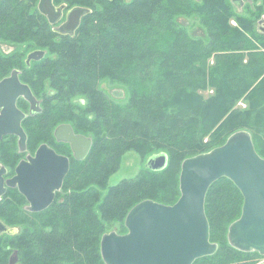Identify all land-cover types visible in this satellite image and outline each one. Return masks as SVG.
<instances>
[{
	"label": "trees",
	"instance_id": "trees-1",
	"mask_svg": "<svg viewBox=\"0 0 264 264\" xmlns=\"http://www.w3.org/2000/svg\"><path fill=\"white\" fill-rule=\"evenodd\" d=\"M191 6L206 17L207 39L189 36L176 19ZM257 32L249 15L217 2L199 7L187 0L103 3L81 19L74 34L58 35L33 18L0 17V35L46 48L31 66L24 62L21 75L41 100V111L27 118L31 140H56L53 128L62 122L92 137L89 153L72 157L59 198L42 210H12L15 216L7 221L20 223L19 231L3 236L11 238L20 259L25 264H107L102 235L116 221L126 232L121 229L125 217L142 199L174 203L186 157L224 143L239 129L251 132L264 157V33ZM102 78L125 86L126 97L107 94ZM241 98L246 107L237 105ZM46 131L51 133L47 139ZM127 150L143 157L164 151L168 162L110 184ZM243 200L226 176L209 186L205 210L218 249L193 264H250L264 256L228 240L229 224L241 214ZM20 215H37L36 221L24 224Z\"/></svg>",
	"mask_w": 264,
	"mask_h": 264
},
{
	"label": "water",
	"instance_id": "water-1",
	"mask_svg": "<svg viewBox=\"0 0 264 264\" xmlns=\"http://www.w3.org/2000/svg\"><path fill=\"white\" fill-rule=\"evenodd\" d=\"M84 12V8H76L62 30L78 27ZM45 53V49H33L26 61L39 60ZM19 96L30 101L32 114L41 111L30 84L23 82L14 69L0 80V140L6 133L17 134L19 147L24 150L27 135L21 122L25 113L17 105ZM54 134L57 140L70 143L77 159H83L92 146V138L76 132L69 122L58 124ZM167 162L168 154L162 151L149 155L146 165L162 169ZM69 168V156L43 142L34 154L18 163L15 176L8 181L11 185L18 183L30 208L38 211L53 202ZM3 171L0 168V194L5 190ZM224 176L238 186L244 197L241 214L229 224V242L240 250L264 255V157L256 150L251 132L239 129L224 143L182 161L181 194L174 203L145 198L134 204L125 217L126 232L111 230L102 235L103 260L107 264H193L195 259L215 253L218 243L210 239L205 199L209 186ZM3 231L14 232L15 228L0 223V233ZM16 260L17 255H12L10 264Z\"/></svg>",
	"mask_w": 264,
	"mask_h": 264
},
{
	"label": "flooded vegetation",
	"instance_id": "flooded-vegetation-1",
	"mask_svg": "<svg viewBox=\"0 0 264 264\" xmlns=\"http://www.w3.org/2000/svg\"><path fill=\"white\" fill-rule=\"evenodd\" d=\"M136 1H138V0H0V17L13 18L15 16H19V17L28 18V19L33 18V19H37L40 21H45V23L50 25L52 30L54 32H56L58 35L74 34L78 27H75L73 29L69 28V30H67V31H63L62 28L64 27L63 25L65 24L68 17L72 14V12L76 8L81 7V8H84L86 10V12H84L83 15L81 16V19H83L84 17L91 15L93 12L99 10L103 3H106V4H111L113 2L132 3V2H136ZM187 1L190 4L192 3V4L197 5L199 7L204 3L217 2V3H221L222 5H224V7H226V9L232 8L236 13H240V14L243 13L242 11L244 9H246L247 10L246 14L255 20L256 30L260 33H264V0H187ZM47 2L49 4H47ZM44 9H46V10H44ZM4 10H7V14H5L3 16L2 12H6ZM201 16H202V14H201ZM50 18L55 19V21L54 22L50 21ZM10 45H12V44H10ZM10 45H0V50L1 51L3 50L2 52L7 54V55L12 54L16 49L13 45L9 49ZM6 46L8 48H6ZM37 48H41V49L46 50V48L42 47V46H34V47H31V49L30 48H28V49H29V51H31V50L37 49ZM19 49L25 51L24 49H26V48H24V49L19 48ZM28 49H26V50H28ZM26 58H27V55L23 56L22 59L18 62L19 63V64H17L18 66L13 67L9 73L1 75L0 80L3 79L4 77L10 75L14 69H17L20 79L23 82H27L21 76L22 73L24 72V70L26 69L25 66H23L24 62L26 64V66L28 67V66H31L33 64L35 59H31V61L28 63L26 61ZM37 98L39 99L38 96H37ZM23 100L26 103L29 102L28 107L26 105L22 104ZM39 101H40V105H41V100L39 99ZM17 105L25 113V117L22 119L21 124L23 126V129H24L26 135H27L26 147L24 150L20 149V147H19L20 136L17 134H14V133H6L2 136V139L0 140V149L6 141L9 140V141L13 142L14 140H12V138L15 139V142H13V143L17 147V150H16L17 152L13 151L12 155H11L12 156L11 158H15V157L17 158V160H15V164L13 166L8 165L4 161V159H2L0 157V168H4V171L2 172V177H3V186L5 188L3 193L0 194V223H3L4 225H7L9 227L15 228L14 232L3 231L2 233H0V236L6 234V232L9 234H13V233H16L17 231H19L20 223L14 222V224H12V223H9L7 221V219L9 217L15 216V214L13 213L12 210H15L16 212H23L26 210H31V208H30L31 203L27 199L25 194H23L20 191L18 183L15 185H11L8 180L15 176L16 167H17L18 163L22 159H28V156L31 154H34L37 147L41 143H43V142H40L34 151H28L25 154V151L30 149V144L28 143V141L31 140L30 139L31 138L30 137L31 131H30V126H26V125L30 124V122H29V120H27V118L30 115H32L31 103L24 96H19L17 99ZM86 135H88V134H86ZM54 136H55V134H54ZM56 141L63 143V141H59V140H57V138H56ZM44 142H46V141H44ZM57 142L55 143L56 145L50 144L48 142L47 143L50 144L52 147H54L59 153H63V154L68 155L70 158V164H71L72 155L74 156L73 150H71L72 154H70L68 152L67 153L62 152L58 149ZM61 188L59 190H61ZM59 190L56 191L55 198L58 196L57 193L59 192ZM55 198H54V200H55ZM11 249H13L12 253L8 252V257H7L8 259H7V262L5 264H10V259H11L12 255H17V260L14 262V264H18V263L25 264V262L20 259L18 248L11 245L10 250Z\"/></svg>",
	"mask_w": 264,
	"mask_h": 264
},
{
	"label": "rangeland",
	"instance_id": "rangeland-1",
	"mask_svg": "<svg viewBox=\"0 0 264 264\" xmlns=\"http://www.w3.org/2000/svg\"><path fill=\"white\" fill-rule=\"evenodd\" d=\"M196 8H197L196 6H191L187 10H184L183 12L178 13L176 15V19L186 29V32L189 34V36L201 37V38L207 39L208 33H207V27H206L207 23L205 22L206 17L203 15L201 16V13L198 12ZM246 11L247 10L244 9L242 11L243 12L242 15H247ZM230 23L232 25H235V26H237V24H238L236 18H231ZM258 35H263V34L258 33ZM10 44H12L16 49L12 54L7 55V54L2 52L3 50L2 51L0 50V55H1V57H0V76L3 74L9 73L13 67L18 66L17 63L20 61V58L23 56H26L27 53L29 52L28 48L31 49V47H34V45H35L32 43H31V45H28L26 40H15V39H12L11 37H3L2 35H0V45H10ZM12 45L9 46V49L12 47ZM6 48H8V47L6 46ZM19 48H21V49L26 48L28 50L24 49L25 51H23V50H20ZM260 50H262V48H260ZM210 62H213V58L210 59ZM48 82L49 81L46 78L45 79V87L47 90H50ZM100 85L103 88V90L112 97H115L117 99H124L126 97V94H127L126 87L117 83V82H112L109 78H102L100 80ZM212 90L213 89H209V90H206L204 92L207 95V93L212 92ZM79 99H81V98H79ZM22 104L26 105L27 107L29 106V102L26 103L24 100L22 101ZM237 105L242 106V107H246L247 102L241 98L238 101ZM26 126H30V128H31V124L26 125ZM55 127L53 128V135H54ZM49 137H51V133H50V131L49 132L46 131L45 138L47 139ZM43 139L44 138H41V139L38 138V139H36V141L29 140L28 143L30 144V149L25 151V154L28 151H34L36 149L37 145L40 143L39 141L42 142ZM12 140H14L13 142H15V139L12 138ZM13 142L9 141V140L6 141L0 149V157L2 159H4V161L10 166H13L15 164V160H17L16 157L11 158L12 152L15 151V145ZM56 142L57 141L55 139L54 140L51 139V142H49V143L56 145L55 144ZM32 144H33V146L34 145H36V146L33 147ZM57 144H58L57 147L60 151L66 152V153L68 152V153L72 154V152H71L72 149H71L69 142L63 141V143L57 142ZM148 156L149 155L143 157L136 150L125 151L121 157L120 166L114 173L111 174V176L109 178V183L110 184H116L121 179H123L125 177L135 176L139 171H141L145 167H148L146 165V160H147ZM72 157H75V156H72ZM57 194H58V196L56 198H59L61 193L59 194V192H58ZM31 216H32V218H31ZM35 216H37V215H30V216L29 215H25V216L20 215V217L25 219L24 224H26L30 219H32V223H34L33 221H36ZM118 225H119V221H116L114 224H111L109 226V229L107 231L117 230L118 232H120ZM125 228L127 230V227L125 225V220H124V225L121 229L125 230ZM7 234H9V233H7ZM12 244L13 243L11 242L10 237L6 238L3 235L0 236V264H5L7 262L8 252L12 253V250H13V249L10 250V246ZM262 258L264 259V256L256 258L250 264H264L261 262Z\"/></svg>",
	"mask_w": 264,
	"mask_h": 264
},
{
	"label": "built area",
	"instance_id": "built-area-1",
	"mask_svg": "<svg viewBox=\"0 0 264 264\" xmlns=\"http://www.w3.org/2000/svg\"><path fill=\"white\" fill-rule=\"evenodd\" d=\"M261 262L264 263V259L263 258H262Z\"/></svg>",
	"mask_w": 264,
	"mask_h": 264
}]
</instances>
